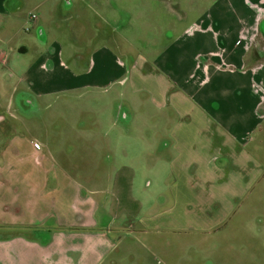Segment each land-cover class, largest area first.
<instances>
[{
  "label": "crops",
  "instance_id": "crops-1",
  "mask_svg": "<svg viewBox=\"0 0 264 264\" xmlns=\"http://www.w3.org/2000/svg\"><path fill=\"white\" fill-rule=\"evenodd\" d=\"M78 2L87 9L103 5ZM66 3L70 0H0V264L103 263L119 229L113 227L114 216L103 215L114 208L96 197L104 189L87 186L144 182L135 166L133 172L123 163L117 172L107 165L102 178L84 174V180L78 179L55 161L38 128H17L25 108L50 106L55 97L65 112L76 111L67 113L70 121L97 110L103 120H112L110 130H64L62 136H78L85 153L102 143L120 145L121 137L136 138L139 153L156 148L158 156L147 168L167 169L163 184H172L176 202L185 195L176 185L186 186L191 197L194 183L225 179L227 184L218 172L248 155L249 135L264 119V0H211L188 20L176 12L165 43L148 42L141 64L127 62L131 54L125 60L119 56L124 49L112 35L86 37L95 43L85 60L84 52L63 44L56 34L61 36L59 21L69 16L62 9ZM129 77L137 81L128 82ZM126 86L132 90L126 100L129 114L120 115L116 95L123 97ZM151 105L158 129L147 124ZM127 116L141 127L121 129L117 118ZM52 136L48 130L47 137ZM219 155L225 160L217 166L213 162ZM125 167L129 176L120 171ZM197 169L216 176L200 179L194 176ZM147 179L145 185L152 182ZM169 207L154 204L159 211L152 218Z\"/></svg>",
  "mask_w": 264,
  "mask_h": 264
},
{
  "label": "rangeland",
  "instance_id": "rangeland-1",
  "mask_svg": "<svg viewBox=\"0 0 264 264\" xmlns=\"http://www.w3.org/2000/svg\"><path fill=\"white\" fill-rule=\"evenodd\" d=\"M85 2H101L103 5L98 9H87L78 0H70V3L63 5L62 9L69 16L63 21L57 19L62 24L59 29L62 34L60 36L57 33L56 36L62 43L71 45L78 53L84 52L82 56L85 57L82 59L85 60L88 47H93L95 43L87 42L86 37L94 34H100L102 38L107 34L112 35L117 38L119 50L124 49L119 56L125 60V56L131 54L132 57L127 62L131 63L135 59L141 64L140 61L147 56L145 47L148 42H156L157 46L165 43L163 38L168 32L167 24L177 16L176 12L184 15V20H188L194 17L199 7L210 4L211 0H84ZM170 2L175 4L176 11H171ZM104 17L108 24L105 19L102 20ZM123 38L127 40L124 41ZM130 81L135 82L137 78L129 77L128 82ZM127 87L123 97L116 95L119 96L116 107L120 108V115L123 112L129 114L126 100L131 98L132 90ZM54 99L55 97L50 106L42 103L30 108L31 110L25 108L23 112L27 114L20 113L21 121H17V128L22 129V124L28 128H38L39 136L47 138L49 151L56 162L82 180L84 174L102 178L108 172L109 164L116 166L117 172L121 163L127 167L135 166V174L140 182H146L149 177L152 180L149 185L141 182L133 187L115 184L87 186L104 189L96 197L107 209L111 206L114 208L110 214L105 209L103 215L106 219L114 216L113 227L119 229L118 234H112L116 237L115 246L101 264H264V119L249 135L246 145L248 155H243L238 162L228 165L227 172L224 169L218 172L220 176H226L227 184H224L225 179L220 180V185L215 182L205 183L208 179L204 183H194L189 186L194 190L191 197L186 186L176 185V188L185 192V198L176 202L172 201V184H163V179L169 177L167 169L147 168L151 167L158 156L156 148L148 153H139L137 149L140 144L136 138L121 137L120 145L115 141L109 147V144L102 143L97 149L87 148L88 152L85 153L84 148L79 150V137L62 136L64 130L81 128L87 131H108L112 120H103L95 110L87 112L88 117L85 119L81 116L70 121L71 116H67V113L73 114L76 111L70 109L65 112L66 106L61 100ZM150 108L151 116L147 124L152 129H158L156 125L159 122H156L157 117L153 113L155 107L151 105ZM27 110L30 112H26ZM115 118H112L113 121H116ZM117 119L118 126L123 130L141 127L140 121L130 124L129 116ZM48 130L53 131L54 136L47 137ZM106 147L111 151L108 152ZM224 160L225 157L219 155L213 163L223 165ZM75 164L80 168L76 169ZM127 167L120 169L124 176H129ZM195 173L194 176L200 179L216 176L200 172L199 169ZM161 202L170 207L162 210L159 218L153 219L152 215L159 211L157 209L155 212L153 205ZM176 204L177 210L174 209Z\"/></svg>",
  "mask_w": 264,
  "mask_h": 264
},
{
  "label": "built area",
  "instance_id": "built-area-1",
  "mask_svg": "<svg viewBox=\"0 0 264 264\" xmlns=\"http://www.w3.org/2000/svg\"><path fill=\"white\" fill-rule=\"evenodd\" d=\"M36 17V15L35 14H32V18H35Z\"/></svg>",
  "mask_w": 264,
  "mask_h": 264
}]
</instances>
